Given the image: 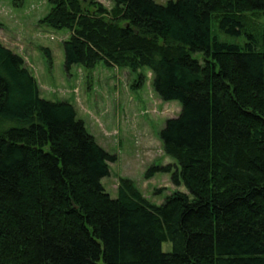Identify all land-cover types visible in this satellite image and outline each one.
<instances>
[{
  "label": "trees",
  "instance_id": "trees-1",
  "mask_svg": "<svg viewBox=\"0 0 264 264\" xmlns=\"http://www.w3.org/2000/svg\"><path fill=\"white\" fill-rule=\"evenodd\" d=\"M111 1L49 0L41 21L70 30L68 69L147 66L181 103L161 130L177 163L151 171L189 192L156 204L121 178L113 197L117 156L0 40V264H264V0Z\"/></svg>",
  "mask_w": 264,
  "mask_h": 264
},
{
  "label": "rangeland",
  "instance_id": "rangeland-1",
  "mask_svg": "<svg viewBox=\"0 0 264 264\" xmlns=\"http://www.w3.org/2000/svg\"><path fill=\"white\" fill-rule=\"evenodd\" d=\"M99 1L109 9L114 6L111 0ZM155 1L166 4L171 0ZM50 9L49 0H0V40L25 58L42 97L71 102L88 131L117 156L110 161V174L102 178L106 190L117 197L120 179L129 178L156 204L175 191L189 192L185 184L173 182L171 172L151 171L154 166L177 163L164 151L161 130L167 119L179 116L181 103L161 99L147 66L135 71L102 60L94 68L74 64L68 69L63 42L70 30L41 21ZM259 21L264 23V18ZM212 31L221 41H246L245 35L223 32L217 21ZM163 248L171 250L172 243L164 242Z\"/></svg>",
  "mask_w": 264,
  "mask_h": 264
}]
</instances>
